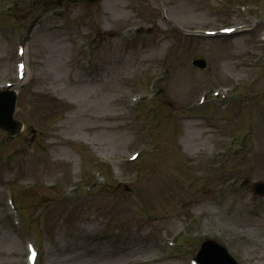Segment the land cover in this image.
Returning a JSON list of instances; mask_svg holds the SVG:
<instances>
[{"label":"rangeland","instance_id":"1","mask_svg":"<svg viewBox=\"0 0 264 264\" xmlns=\"http://www.w3.org/2000/svg\"><path fill=\"white\" fill-rule=\"evenodd\" d=\"M231 23L248 28L176 30ZM25 38L15 112L24 128H0V264H25L27 236L37 264H190L207 233L240 264H264V196L252 192L264 180V0H0V83L16 77ZM200 56L206 68L193 64ZM157 76L158 98L133 107ZM235 79L244 86L231 100L199 104ZM233 134L247 147L219 167ZM139 147L140 170L123 161ZM99 168L114 184L89 188ZM177 228L189 235L169 256L163 239Z\"/></svg>","mask_w":264,"mask_h":264},{"label":"water","instance_id":"2","mask_svg":"<svg viewBox=\"0 0 264 264\" xmlns=\"http://www.w3.org/2000/svg\"><path fill=\"white\" fill-rule=\"evenodd\" d=\"M198 63L204 65L205 61L199 59ZM16 98L14 90L0 92V125L13 133L21 126L20 121L13 119ZM256 191L264 192V182L256 183ZM198 252V259L204 264H238L224 246L212 240L204 242Z\"/></svg>","mask_w":264,"mask_h":264},{"label":"bare ground","instance_id":"3","mask_svg":"<svg viewBox=\"0 0 264 264\" xmlns=\"http://www.w3.org/2000/svg\"><path fill=\"white\" fill-rule=\"evenodd\" d=\"M242 31V30H241Z\"/></svg>","mask_w":264,"mask_h":264}]
</instances>
